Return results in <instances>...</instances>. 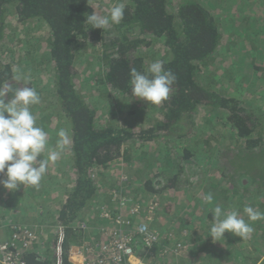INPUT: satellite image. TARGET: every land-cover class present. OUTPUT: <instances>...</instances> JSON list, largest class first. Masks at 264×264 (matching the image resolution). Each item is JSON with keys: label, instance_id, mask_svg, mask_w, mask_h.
<instances>
[{"label": "trees", "instance_id": "16d2710c", "mask_svg": "<svg viewBox=\"0 0 264 264\" xmlns=\"http://www.w3.org/2000/svg\"><path fill=\"white\" fill-rule=\"evenodd\" d=\"M97 1L99 0H0V90L25 86L23 79L14 78L13 64L1 59L5 54H11L10 57L15 58L14 52L21 51L22 44H26L25 40L19 43V39L11 38L17 36L5 28L6 17L11 12L16 24L28 28L22 37L33 29L35 41H41L42 44L36 47L31 55L26 52L25 57L36 66L39 73L53 72L45 84L37 80L38 78L30 79L28 86L35 88L41 98L39 104L31 106V110L37 117V125L46 132L55 123L53 121L62 120L61 126L58 127L63 126L68 133L66 145L70 152L66 169L72 171L58 201L54 202L47 198L45 204L41 206L38 204L31 209L25 207L26 205L19 200L21 195L19 188L23 186L22 184L15 190H9L0 184V205L3 209L5 207L4 214H0V222L1 225H5L6 237L11 238L14 232L23 230L26 220L32 218L28 215L30 211L36 210V215L39 216L35 226L37 241L19 255L23 264H72L69 254L71 246L82 245L88 241L85 240L86 229L80 226L82 222L84 221L87 226L88 220L91 221V216H94L98 217V222H102L103 225L108 223L109 217L99 215L97 204L108 208L110 218L121 214L120 208L116 207L117 202L112 201V195L115 198L119 182L123 183L121 186L130 182V175L127 174L129 176L127 178L120 176L115 167L129 168L133 160L139 156L135 154L136 146L145 145L147 142L159 143L160 140L182 141L188 131L192 132L194 116L198 109H205L210 120L213 117L223 120L224 125L229 127L228 132L236 134L243 143L241 148L235 151L232 162L235 169L232 174L226 178L223 185L217 181L216 187L223 195L221 197L213 195L214 199L211 202L213 207L218 203L225 211L237 209L243 212L244 206L249 204L245 203L239 191H249L246 188L250 184L255 186L260 196L264 195L263 112L259 109L254 112L247 111L240 106V101L233 94L216 87L208 79V68L213 66L222 44L217 17L199 0H113L114 4L117 2L125 4L124 18L119 25H111V30L100 29L93 28L86 22V16L95 12L93 5ZM252 8L254 11L263 10V6L256 2ZM262 15L264 16L263 13ZM253 17L256 19L257 15L247 13L243 17L244 29L241 27L240 33L237 34L241 38H246L251 47L253 46L252 52H255V56L250 57L248 61L247 58L245 62L241 59L243 65L247 64L248 68L255 67L250 60L254 63L253 58L264 52V23L251 27ZM95 46L98 52L96 62L104 68L95 85H100L105 94L109 96L113 92L118 95L127 94L131 90L129 69L135 67L143 72L150 63L162 60L165 69H170L176 75L169 97L160 104L148 106L150 115L147 118H143L148 111L142 114L145 110L142 105L137 107L143 108V111L129 110L127 116L130 117L124 121L114 115L106 116L108 109L98 115L96 106H91L81 92L84 78L80 76L78 68L82 55L86 53L82 51ZM157 46L159 48L156 49ZM10 47L14 48L13 52H8ZM149 51L155 53V59L147 60L146 55ZM242 52L241 57L244 56V51ZM262 64L264 69V57ZM231 71L233 65L229 72ZM12 95L13 93L9 92L5 99H11ZM46 101L50 104V110H55L54 112L43 110L42 105ZM238 138L235 142H239ZM179 149L183 153L181 158L186 159L192 155L191 147L182 146ZM225 157H228V154ZM254 158L258 161H254ZM164 162V165H159L160 168L156 166L157 170L153 172L152 177L141 179L136 194L143 192L147 195H162L170 191H181L184 186L193 183L192 178L182 176L183 171L179 163L171 161L170 167L169 162L166 160ZM50 164L56 166V162ZM54 166L51 167L55 168ZM104 175H109L110 178L114 176L117 185H109L106 192L101 193V186H107V182L101 183L97 180ZM4 178L3 173H0V179ZM137 180L140 181V176ZM227 182L232 184L231 188L226 186ZM25 186L26 190L42 188V184L32 189L28 185ZM233 193L238 195L234 202L231 198ZM104 195L109 198L108 201L104 200ZM247 198L256 201L254 196ZM193 201L195 209L197 205L199 208L197 215H190L192 222L188 229L189 234L183 238L196 244L192 245L195 246L193 248L196 252L192 253L190 250V255H201L204 248L205 256H201L203 264H217L215 262L217 253L222 255L225 262L236 264L235 260L229 257V249L236 247L238 251L246 250L247 240L256 246L254 248L257 253L256 256H249V262L255 263L254 257L264 254V242L261 243L264 234L261 232L260 235L257 234L258 229L255 227L256 224L261 225L258 220L248 221L253 228L248 238H240L225 231L224 239L220 240L225 242V246L208 248L206 244L211 240H203V237H210L208 232L213 223L212 213L211 210L204 211L203 208V213L199 212L201 200L197 196ZM258 201L264 205V200ZM47 203L53 206L52 222L39 228L38 223L44 221L42 219L46 212L42 208L43 205L45 208ZM88 211L89 217L86 214ZM260 211L264 212L263 206ZM240 214L246 221L248 220L244 213ZM194 218L200 219L201 222L196 224ZM55 226L58 227L53 230ZM202 227L205 229L202 230ZM124 232H127L125 228ZM101 233L97 228L96 232L91 231L90 236L93 238L100 236ZM202 243L205 246L200 245ZM159 249L158 245L150 248L137 245L138 254L143 257L156 256ZM248 250L250 251L249 248Z\"/></svg>", "mask_w": 264, "mask_h": 264}, {"label": "rangeland", "instance_id": "374dc122", "mask_svg": "<svg viewBox=\"0 0 264 264\" xmlns=\"http://www.w3.org/2000/svg\"><path fill=\"white\" fill-rule=\"evenodd\" d=\"M199 1L203 2L204 6L217 17L219 21V30L222 34V44L219 47V54L216 55L213 66L208 68V79L212 81V84L216 87H221L226 92L233 94L240 101V106L245 108L247 111L253 110L254 112L259 109V111L263 112L264 115V69L262 68L264 52L259 57L256 56L253 58L254 63L250 60L252 65L255 67L252 66L251 68H248L247 64L243 65L241 59L245 62V58H247L248 61L250 57L255 56V52H252L253 50H251V48H253V46L251 47L246 38H241L240 35H237L238 32L240 33V28L245 26V20L243 23L242 20L247 13L257 15L256 19L253 17V23L252 21L250 22L251 27L254 28L257 25L264 23V16L262 15V13L264 14V0ZM254 2L261 4L263 6V10L254 11L252 8L254 6ZM251 4H253V6ZM113 5V0H99L94 3L93 6L96 14L107 15ZM14 19V15L9 12L6 17L5 28L8 32L17 36L11 38L19 39V43L25 40L26 44H22L20 47L21 51L14 52L15 58L10 57L11 54H5L1 59L7 63L13 64L14 67L18 66L26 75L33 74V76H30V79L38 78L37 80L43 81L44 84L46 81L48 83L49 79L53 75V72L45 70L46 72L41 71L39 73L36 66L29 59H27V57H25L27 55L26 52L31 55V52H33L36 47L42 46L41 41H35V37L32 33L34 31L33 29L30 30L28 35L22 37V34L28 28L21 24H16ZM108 29L111 30L112 26L108 27ZM39 31L41 32V30H38V32ZM257 46L260 47L259 44ZM157 48H159V46H157L156 49ZM13 50L14 48L10 47L8 52H13ZM242 51H244V56L241 57L240 54L243 53ZM82 52L85 54L82 55L78 66L80 76H83L84 78L82 81L83 86L81 87V92L85 95L86 100L91 106H96L98 115L102 112L105 113L108 109V112L105 114L106 116L110 117L111 115H114V117L117 116L121 121H124L130 117L127 116L129 110H135L136 112L143 111V108L137 107L140 105L145 108L142 114H145V111H148V114L143 115V118H147V116L150 115L148 106H155V104L145 102L142 99L132 96L131 90L127 94L118 95L113 92L109 96L104 93V91L100 88V85H95L97 78L104 69L101 65H98V62H96V54H98L97 46L94 48L89 47ZM146 57L147 60L148 58L155 59L156 55L155 53L149 51ZM231 65H233V71L229 72ZM204 71H201V73ZM49 106L50 104L46 101V103L42 105V108L47 112H54L55 110H50ZM208 115L209 114L206 113L205 109H198L194 116V126L191 129L192 132L189 133L188 131L182 141L166 142L160 140L159 143L147 142L145 145L136 146L135 154H139V156L133 160V164L127 169H124L122 166L115 167V171L120 176H126L127 178L129 177L127 174L130 175V182L126 183V185L124 184V186H121L123 183L119 182V186L116 187L115 198H113L112 195V201L117 202L116 207L120 208V215L123 219L119 227L117 228V225H113V218H110L108 223H106L108 226H104L102 222H98V217H93L90 221L95 224L96 229L99 228L106 230L109 234L112 233L113 236L119 232L118 229L125 228L126 220H130L133 224H147L151 229L155 230L158 233L159 240L157 241V244H153L151 247L158 245V247L160 246V249L158 250L156 256H142L144 262L147 264H173V262L175 264H203L202 257L205 256V253L203 252L205 249L203 246H205V244H200L203 245V251H201L202 248H200L201 255L192 256L190 255V250H192V253H195L196 249L193 247H195L196 244L190 242V244H188L183 239L184 236L189 234L188 229L190 228L192 222L190 215H197V209L199 208L197 205V208L195 209L193 198L197 196L201 200V211L199 212L203 213V209L205 211L213 208L212 203L204 202V197L208 193L218 197L223 195L222 192H219L216 184L219 182L223 185L226 178L232 174L235 169L232 165L235 151L239 150L243 145L241 142L242 140L238 138L236 134L228 132L229 127L224 125L223 120L217 117H213L210 120ZM155 116L156 115H154V117ZM53 122L55 123L50 126L51 129H49L47 133L49 136V148L54 150V145H56L59 140L58 132L63 129V126L60 128L58 127L61 126V119ZM237 138L239 139V142H235ZM176 142H179L180 144H176ZM182 146L191 147L192 155L190 157H187L186 159L180 157L183 153L179 148ZM226 154H228V157H225ZM69 155L70 152L68 151V146L65 145L60 159L56 162V166L49 163L50 165L48 166V170L41 180V189H32L38 188V186L28 185V187L32 190H26L25 188L27 186H20L19 190L21 195H19V200L22 204L26 205L25 207H29L31 209L32 207H36L38 204L41 206L43 203L45 204L47 202V198L54 200V202L58 201L60 193L67 184L69 175H72V171H69V168L66 169V163L68 162ZM169 156L171 158H169ZM165 160L171 164L170 167L172 166L171 161L179 163V166L182 167L183 171L182 176L184 178H192L194 185L191 183L188 186H184L181 191H170L162 195H147L143 192L136 194V188L140 187L141 179L146 178L147 176L152 177L153 172L165 164ZM254 161H258L257 158H254ZM51 166H54L55 168H52ZM150 166L153 167L150 168ZM150 169L153 171H150ZM68 172L70 173L68 174ZM136 175L140 176L139 182L137 180L139 176L137 177ZM108 176H101L100 179L97 180L101 183L105 181L107 182V186H101V193L106 192L109 185H117V183H115L117 179L114 176L112 178ZM226 186L231 188L232 184L227 182ZM200 187H202V189H200ZM255 189V186L250 184L246 188V190L249 191H239V194L241 192L240 196L246 204L260 210V208H262V206L264 207V205H262L258 199L264 200V195L260 196V192ZM39 192H43L44 194ZM36 193L39 194L32 196V194L34 195ZM236 193L238 192L236 191ZM252 196L256 198V201L248 200L247 197ZM243 197H245V199ZM103 198L105 201H108L109 199L105 195ZM231 198L234 202L238 199V195L233 193ZM47 204L48 205L45 206V208L43 205L42 209L48 212H44L45 217L42 219V221H44L41 224L38 223L39 228H42L52 222L53 211L49 209L51 204ZM1 210L2 212H0V214H4L5 207L3 209L0 205V211ZM202 213L199 214V216H201ZM240 213L243 214V212ZM28 215L32 218L26 220L25 228L31 230L32 232H37L35 226L39 216L36 215L35 211H30ZM258 221L261 222V225L258 226L256 224L255 226L258 229L257 234L260 235V232L264 234V219ZM194 222L198 224L201 220L194 218ZM87 224L89 223L87 222ZM4 228L5 225H1L0 222V242L6 241L7 238L5 236L6 229ZM201 229L204 230L205 228L202 227ZM105 235L106 237L109 236L102 231L100 236H94L91 240L95 241L103 239ZM173 238L176 240L172 241ZM203 240H211V242L209 241V243L206 244V246L210 249H213L215 246H225L224 241H214L211 236L203 237ZM176 241L183 242L184 246L178 248ZM263 242L264 240L261 241V243ZM241 243H243V241H241ZM192 244L195 246H192ZM244 245L246 246V244ZM247 246L250 251L248 248L246 250L239 249L240 251H238L236 247L230 248L229 257H232L236 264H264V254L258 255L259 257H254L256 259L255 263L248 261L249 256H256L257 253L254 248L256 246H253L251 242L248 243V240ZM222 260V255L217 253L215 256V262L217 264H233V262L228 263L227 261L225 262V260L222 262Z\"/></svg>", "mask_w": 264, "mask_h": 264}, {"label": "clouds", "instance_id": "9594fccd", "mask_svg": "<svg viewBox=\"0 0 264 264\" xmlns=\"http://www.w3.org/2000/svg\"><path fill=\"white\" fill-rule=\"evenodd\" d=\"M125 4L115 3L107 15L95 12L86 16V22L93 28L105 29L111 25H119L124 18ZM16 80L23 79L25 86L12 89L7 87L0 90V173L4 179L0 184L9 190H15L20 184L23 186H39L45 176L49 163L57 162L68 142V133L61 129L56 149L49 148L48 133L37 125V117L31 110L32 105L41 102L40 95L33 87L28 86L30 76L17 66L13 69ZM132 96L152 104H160L169 97L176 75L170 69H165L162 60L150 63L143 72L135 67L129 69ZM9 92L11 99H5ZM47 152V156L44 154ZM211 193L204 197L205 203L213 201ZM213 223L209 233L214 241L224 239L225 231L240 238H248L253 228L248 221L264 219V212L245 205L244 216L237 209L225 211L216 204L212 209Z\"/></svg>", "mask_w": 264, "mask_h": 264}, {"label": "built area", "instance_id": "2783aa9c", "mask_svg": "<svg viewBox=\"0 0 264 264\" xmlns=\"http://www.w3.org/2000/svg\"><path fill=\"white\" fill-rule=\"evenodd\" d=\"M96 209L99 210L100 216L110 219V211L107 207L101 206L96 207ZM112 218L113 225H117L118 228L123 220L121 215ZM130 224L132 222L126 220L125 230L127 232L125 233L124 229L121 228L118 229L119 232L115 236L100 229L101 232L103 231L109 236L106 237L105 235L106 238L84 242L82 245H78L75 250H70L72 264H147L143 257L138 254L137 245L148 248L157 244L158 233L144 223ZM80 226L85 228L86 223H82ZM104 226L108 225L105 224ZM134 233L137 234L133 235ZM37 236L35 232L23 227L21 232H14L11 238L1 241L0 264H23L19 255L37 241ZM176 242L178 248L184 246L183 242Z\"/></svg>", "mask_w": 264, "mask_h": 264}, {"label": "crops", "instance_id": "0c3cea01", "mask_svg": "<svg viewBox=\"0 0 264 264\" xmlns=\"http://www.w3.org/2000/svg\"><path fill=\"white\" fill-rule=\"evenodd\" d=\"M49 208L53 211V206L51 207V206H49ZM35 211V213H36V210H34ZM31 214V213H30ZM86 214H87V216L89 217L90 216V213H89V211L88 212H86ZM94 216H91V218L90 219H92ZM30 223V222H29ZM82 223H85L84 221L82 222ZM88 223L89 224H87V226L85 227V229H86V231H85V235H86V238L87 239H85L87 242H89V241H91L90 239L92 238L91 236H90V234H91V231L93 232V231H95L96 232V227H95V224H93V223H91L90 222V220H88ZM56 227H58V226H55V228H53V230H55L56 229ZM99 229V228H98ZM100 230V229H99ZM5 236H7L6 234H5ZM94 238V237H93ZM7 239H9L8 237L6 238V240ZM182 239V238H181ZM176 239H173L172 241H175ZM185 242L186 243H189L188 242V240H185ZM193 245V244H192ZM78 245H72L71 246V248H70V250L71 251H73V250H75V248L77 247Z\"/></svg>", "mask_w": 264, "mask_h": 264}, {"label": "bare ground", "instance_id": "6f19581e", "mask_svg": "<svg viewBox=\"0 0 264 264\" xmlns=\"http://www.w3.org/2000/svg\"><path fill=\"white\" fill-rule=\"evenodd\" d=\"M98 207H101L102 205H97Z\"/></svg>", "mask_w": 264, "mask_h": 264}]
</instances>
